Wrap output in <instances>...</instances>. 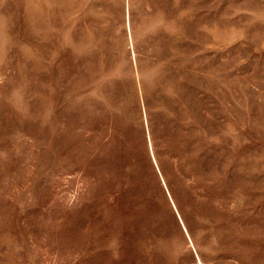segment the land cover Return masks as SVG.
<instances>
[{
  "label": "rangeland",
  "instance_id": "374dc122",
  "mask_svg": "<svg viewBox=\"0 0 264 264\" xmlns=\"http://www.w3.org/2000/svg\"><path fill=\"white\" fill-rule=\"evenodd\" d=\"M144 90L190 236L84 172ZM0 264H264V0H0Z\"/></svg>",
  "mask_w": 264,
  "mask_h": 264
},
{
  "label": "trees",
  "instance_id": "16d2710c",
  "mask_svg": "<svg viewBox=\"0 0 264 264\" xmlns=\"http://www.w3.org/2000/svg\"><path fill=\"white\" fill-rule=\"evenodd\" d=\"M142 100L146 126L138 133L137 128L122 123V108L118 105L110 113L108 132L100 138L84 172L97 186L108 183L109 187L101 191L108 195L112 207L123 211L129 230L146 225L149 231L168 240L174 226L190 236L192 229L172 189L171 177L189 181L192 175L182 164L177 147L159 135L160 123L154 116L156 103L145 90Z\"/></svg>",
  "mask_w": 264,
  "mask_h": 264
}]
</instances>
